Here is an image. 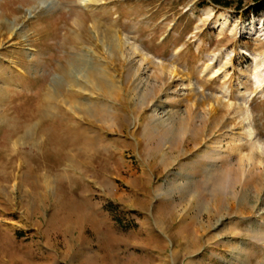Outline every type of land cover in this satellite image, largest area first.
<instances>
[{
  "label": "rangeland",
  "instance_id": "obj_1",
  "mask_svg": "<svg viewBox=\"0 0 264 264\" xmlns=\"http://www.w3.org/2000/svg\"><path fill=\"white\" fill-rule=\"evenodd\" d=\"M0 264H264V0H0Z\"/></svg>",
  "mask_w": 264,
  "mask_h": 264
},
{
  "label": "bare ground",
  "instance_id": "obj_2",
  "mask_svg": "<svg viewBox=\"0 0 264 264\" xmlns=\"http://www.w3.org/2000/svg\"><path fill=\"white\" fill-rule=\"evenodd\" d=\"M97 28V27H96ZM98 32H99V30L98 29H96ZM101 32V31H100ZM99 32V33H100ZM100 35V34H99ZM114 38L112 37V35H108V34H104V33H102V37H101V42H102V44L104 45V46H106L107 48H111V44H113L114 43ZM116 46V45H115ZM113 47V46H112ZM140 51V50H139ZM100 71H98V73H99ZM101 73V72H100ZM101 75V74H100ZM96 80H98V85L99 84H101V87H103V89L104 90H106V89H108V87L110 86V83H109V81H106V77H105V79L103 78V77H101V76H99V75H97V79ZM97 82V81H96ZM111 85H112V83H111ZM94 86H95V84H94ZM112 87V86H111ZM102 89V90H103ZM77 108V107H76Z\"/></svg>",
  "mask_w": 264,
  "mask_h": 264
},
{
  "label": "trees",
  "instance_id": "obj_3",
  "mask_svg": "<svg viewBox=\"0 0 264 264\" xmlns=\"http://www.w3.org/2000/svg\"><path fill=\"white\" fill-rule=\"evenodd\" d=\"M223 0H215V2L218 3H222Z\"/></svg>",
  "mask_w": 264,
  "mask_h": 264
}]
</instances>
